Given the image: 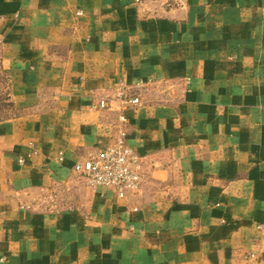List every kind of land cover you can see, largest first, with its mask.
Instances as JSON below:
<instances>
[{
    "label": "crops",
    "instance_id": "0c3cea01",
    "mask_svg": "<svg viewBox=\"0 0 264 264\" xmlns=\"http://www.w3.org/2000/svg\"><path fill=\"white\" fill-rule=\"evenodd\" d=\"M0 18V264H264V0ZM119 130L145 169L123 198L72 171Z\"/></svg>",
    "mask_w": 264,
    "mask_h": 264
},
{
    "label": "built area",
    "instance_id": "2783aa9c",
    "mask_svg": "<svg viewBox=\"0 0 264 264\" xmlns=\"http://www.w3.org/2000/svg\"><path fill=\"white\" fill-rule=\"evenodd\" d=\"M137 102L136 99L132 101ZM99 105L104 107V102L101 101ZM120 121L125 122V119L121 117ZM72 171L83 178L89 188H110L118 198L138 191L145 178L143 158L128 147L123 130H119L106 147L87 159L74 163Z\"/></svg>",
    "mask_w": 264,
    "mask_h": 264
},
{
    "label": "rangeland",
    "instance_id": "374dc122",
    "mask_svg": "<svg viewBox=\"0 0 264 264\" xmlns=\"http://www.w3.org/2000/svg\"><path fill=\"white\" fill-rule=\"evenodd\" d=\"M6 100L7 99H6V94H5V88L2 87L0 90V121H4L11 116L10 115V104L6 102ZM46 199L51 201L50 203H54V196L52 193L48 194Z\"/></svg>",
    "mask_w": 264,
    "mask_h": 264
}]
</instances>
